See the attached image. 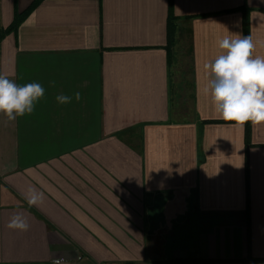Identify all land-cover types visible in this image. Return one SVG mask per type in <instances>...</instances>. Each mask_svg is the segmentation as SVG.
Here are the masks:
<instances>
[{"label":"crops","instance_id":"0c3cea01","mask_svg":"<svg viewBox=\"0 0 264 264\" xmlns=\"http://www.w3.org/2000/svg\"><path fill=\"white\" fill-rule=\"evenodd\" d=\"M34 1L0 0V31ZM234 34L264 55V0H41L6 33L0 73L45 93L0 114V264H264V124L203 93Z\"/></svg>","mask_w":264,"mask_h":264},{"label":"clouds","instance_id":"9594fccd","mask_svg":"<svg viewBox=\"0 0 264 264\" xmlns=\"http://www.w3.org/2000/svg\"><path fill=\"white\" fill-rule=\"evenodd\" d=\"M217 45L219 54L203 65L206 80L203 93L210 97L214 111L222 120L235 125L264 124V55H255L257 44L251 35L224 36ZM54 83L51 82L52 86ZM44 93L40 83L19 85L8 75L0 73V114L8 121L31 114ZM74 95L77 101L81 99L79 92ZM56 100L67 104L72 97L60 94ZM22 195L29 207H39L44 202V193L32 185ZM7 227L28 231L30 225L23 212H16Z\"/></svg>","mask_w":264,"mask_h":264},{"label":"trees","instance_id":"16d2710c","mask_svg":"<svg viewBox=\"0 0 264 264\" xmlns=\"http://www.w3.org/2000/svg\"><path fill=\"white\" fill-rule=\"evenodd\" d=\"M41 2V0H35L24 12L19 13L17 12L15 15V19L13 21V23L6 29H1L0 31V39L8 32L14 31L17 29V27L19 26V24L22 22V20L31 12L34 10V8H36V6H38V4ZM172 13L169 16V36L171 33V23H172ZM247 140L249 141V137H250V128L249 125L247 126ZM177 262L179 263H190V262H199L201 261L199 258H179V259H175Z\"/></svg>","mask_w":264,"mask_h":264}]
</instances>
